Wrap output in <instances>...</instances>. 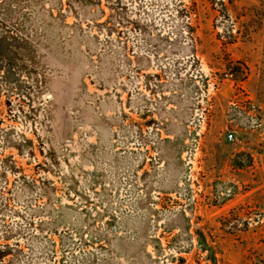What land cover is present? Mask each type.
<instances>
[{"label": "rangeland", "instance_id": "rangeland-1", "mask_svg": "<svg viewBox=\"0 0 264 264\" xmlns=\"http://www.w3.org/2000/svg\"><path fill=\"white\" fill-rule=\"evenodd\" d=\"M9 35L0 264H264V0H0Z\"/></svg>", "mask_w": 264, "mask_h": 264}, {"label": "trees", "instance_id": "trees-1", "mask_svg": "<svg viewBox=\"0 0 264 264\" xmlns=\"http://www.w3.org/2000/svg\"><path fill=\"white\" fill-rule=\"evenodd\" d=\"M25 43H26L25 40L19 39V37L17 38L16 36H12V35L0 39V47L4 48V53L1 54L0 57L3 59L7 58L8 60H12L13 58L16 59L18 54L17 52H13L12 48L20 49V47ZM5 254L6 252L0 251V261Z\"/></svg>", "mask_w": 264, "mask_h": 264}, {"label": "built area", "instance_id": "built-area-1", "mask_svg": "<svg viewBox=\"0 0 264 264\" xmlns=\"http://www.w3.org/2000/svg\"><path fill=\"white\" fill-rule=\"evenodd\" d=\"M235 131L232 129V130H229L228 132H227V141L228 142H233V141H235L236 140V137H235Z\"/></svg>", "mask_w": 264, "mask_h": 264}]
</instances>
